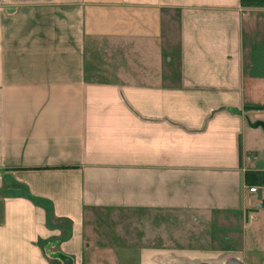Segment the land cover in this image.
Listing matches in <instances>:
<instances>
[{
    "label": "crops",
    "instance_id": "obj_1",
    "mask_svg": "<svg viewBox=\"0 0 264 264\" xmlns=\"http://www.w3.org/2000/svg\"><path fill=\"white\" fill-rule=\"evenodd\" d=\"M256 120L264 5L0 0V264H84L110 223L137 264H264Z\"/></svg>",
    "mask_w": 264,
    "mask_h": 264
},
{
    "label": "rangeland",
    "instance_id": "obj_2",
    "mask_svg": "<svg viewBox=\"0 0 264 264\" xmlns=\"http://www.w3.org/2000/svg\"><path fill=\"white\" fill-rule=\"evenodd\" d=\"M262 130V128H261ZM263 145H261V148ZM260 156L264 157V149L260 153ZM256 211V210H253ZM48 223L52 224L51 219H47ZM262 225L258 226V233H259V242L256 244L257 246H264V229H261ZM110 228V229H109ZM115 230V231H114ZM106 236L110 239L108 242H96V246L88 249L87 251L84 250L81 253V257L83 258L84 264H137V255H138V247L137 244H130L127 241H124L125 235L118 232V229L113 227V223L106 225ZM217 239L219 234H215ZM250 245H254V240L250 239ZM142 243V242H141ZM145 243V242H143ZM230 244V243H224ZM139 245V244H138ZM233 244L223 246L224 247H232ZM234 249V247L232 248ZM257 256L260 259H264V250H259ZM257 257V259H258ZM245 262L250 263L249 257H246ZM246 264V263H245Z\"/></svg>",
    "mask_w": 264,
    "mask_h": 264
},
{
    "label": "trees",
    "instance_id": "obj_3",
    "mask_svg": "<svg viewBox=\"0 0 264 264\" xmlns=\"http://www.w3.org/2000/svg\"><path fill=\"white\" fill-rule=\"evenodd\" d=\"M240 2L243 5H245V4H247V5H251V4H253V5H264V0H240ZM248 107H254V106H248ZM258 107H260V106H258ZM243 176H244L245 181L248 184L264 183V170L246 169L243 172ZM261 202L263 203L264 201L261 200ZM43 206L45 207L46 219H48V218L51 219L50 218V214H51L50 205L43 203ZM47 223H48V221H47Z\"/></svg>",
    "mask_w": 264,
    "mask_h": 264
},
{
    "label": "water",
    "instance_id": "obj_4",
    "mask_svg": "<svg viewBox=\"0 0 264 264\" xmlns=\"http://www.w3.org/2000/svg\"><path fill=\"white\" fill-rule=\"evenodd\" d=\"M255 124H259L262 127L263 131H264V120H256ZM63 264H71L70 258H65L64 261H63ZM198 264H209V263L200 262ZM221 264H245V263H243L240 259H237L235 257H229L227 260H225Z\"/></svg>",
    "mask_w": 264,
    "mask_h": 264
},
{
    "label": "built area",
    "instance_id": "obj_5",
    "mask_svg": "<svg viewBox=\"0 0 264 264\" xmlns=\"http://www.w3.org/2000/svg\"><path fill=\"white\" fill-rule=\"evenodd\" d=\"M247 190L249 192H259L260 195L264 194V183H252V184H247ZM256 204H260L261 200L259 199H255L254 200V205Z\"/></svg>",
    "mask_w": 264,
    "mask_h": 264
}]
</instances>
